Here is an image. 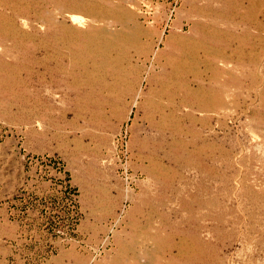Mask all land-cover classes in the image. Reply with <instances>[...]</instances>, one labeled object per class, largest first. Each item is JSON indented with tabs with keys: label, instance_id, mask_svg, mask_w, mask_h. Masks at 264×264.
<instances>
[{
	"label": "rangeland",
	"instance_id": "obj_1",
	"mask_svg": "<svg viewBox=\"0 0 264 264\" xmlns=\"http://www.w3.org/2000/svg\"><path fill=\"white\" fill-rule=\"evenodd\" d=\"M78 1L0 0V264H264V0Z\"/></svg>",
	"mask_w": 264,
	"mask_h": 264
},
{
	"label": "bare ground",
	"instance_id": "obj_2",
	"mask_svg": "<svg viewBox=\"0 0 264 264\" xmlns=\"http://www.w3.org/2000/svg\"><path fill=\"white\" fill-rule=\"evenodd\" d=\"M80 1V0H79ZM78 1V2H79ZM86 1V0H85ZM215 1V0H214ZM229 1V0H228ZM237 1V0H236ZM239 1V0H238ZM243 1V0H242ZM248 1V0H247ZM252 1V0H251ZM9 2V1H8ZM74 2V1H73ZM82 2H84V0L82 1ZM80 3L79 4V7H84V8H88V6L85 4V3ZM220 2V1H219ZM229 2H234L233 0L232 1H229ZM257 2V1H256ZM65 3V2H64ZM76 3V2H75ZM90 3V2H89ZM98 3V2H97ZM224 3V2H223ZM241 3V2H240ZM243 3H244V1H243ZM249 3H250V1H249ZM8 4V3H7ZM91 4V3H90ZM230 4V3H229ZM234 4V3H233ZM237 4V3H236ZM239 5V4H238ZM242 5V4H241ZM254 5V4H253ZM8 6V5H7ZM71 6V5H70ZM104 6V5H103ZM237 6V5H236ZM72 7H73V5H72ZM90 7V6H89ZM241 7V6H240ZM244 7V6H243ZM248 7V6H247ZM94 8H97V6L96 7H94ZM117 8V7H116ZM226 8V7H225ZM251 8V7H250ZM75 9V8H74ZM77 9V8H76ZM75 9V10H76ZM90 9L91 10H93V8L92 7H90ZM78 10V9H77ZM89 10V9H88ZM95 10V9H94ZM94 10H93V12H94ZM103 10V9H102ZM105 10V9H104ZM107 10V9H106ZM116 10V9H115ZM7 11V10H6ZM126 11V10H125ZM17 12V11H16ZM98 12V11H97ZM99 12H101V11H99ZM226 12V11H225ZM108 13V12H107ZM111 13V12H110ZM245 12H242V15L244 14ZM248 13V12H247ZM98 14V13H97ZM109 14V13H108ZM1 15V14H0ZM58 15V12H56L55 13V18H56V16ZM91 15V14H90ZM113 15H115V13L113 14ZM247 15V14H246ZM129 17V16H128ZM225 17V16H224ZM243 17H244V15H243ZM112 18V17H111ZM65 20V19H64ZM119 20H121V19H119ZM22 21L24 22L23 24H27V22H25V19H22ZM117 21V20H116ZM255 21H256V19H255ZM97 20H93V22H92V24H91V27H93L94 29H93V31L92 32H94V33H99V31H101V28H102V26H99V24H97ZM105 22V21H104ZM109 22V21H108ZM16 23L17 22H7V25H6V27L5 28H2L3 30H2V33H4V35H7V36H9V37H11V38H13V37H17V36H19V35H26V36H28L30 33L26 30V31H24L20 26L18 27L17 25H16ZM53 23V22H52ZM61 23V22H60ZM106 23V22H105ZM119 23V22H118ZM9 24V25H8ZM58 24H59V22H58ZM68 24V23H67ZM86 24V23H85ZM65 25V24H64ZM106 25H108V24H106ZM66 26V25H65ZM116 26V25H115ZM2 27V26H1ZM260 28V27H259ZM262 29V28H261ZM72 31H73V27H71V26H66L65 27V32L67 33V35H72L73 33H72ZM219 31V30H218ZM91 31H84V36L85 37H91V33H92ZM102 32V31H101ZM105 32V31H104ZM103 32V33H104ZM129 32V31H128ZM180 32V31H179ZM216 32V31H215ZM1 33V34H2ZM52 33V32H51ZM83 33V32H82ZM136 33H138V31L136 32ZM206 33V32H205ZM214 33V32H213ZM139 35L141 34V33H138ZM57 35V34H56ZM104 35V34H103ZM142 35V34H141ZM150 35V34H149ZM60 36V35H59ZM75 36V35H74ZM78 36V35H77ZM100 36H101V34H100ZM111 36V35H110ZM216 36V35H215ZM8 37V38H9ZM24 37V36H23ZM22 37V38H23ZM58 37V36H57ZM61 37V36H60ZM95 37V36H94ZM97 37V36H96ZM161 37V36H160ZM25 38V37H24ZM75 38H76V36H75ZM104 38V37H103ZM176 38H177V36H176ZM184 38V37H183ZM5 39H7V38H5ZM17 39H19L18 37H17ZM43 39V38H42ZM60 39V38H59ZM68 39V38H67ZM72 39H74L73 37H72ZM96 39V38H95ZM113 39V38H112ZM123 39V38H122ZM177 39H179V38H177ZM244 39V38H243ZM46 40V39H45ZM69 40V39H68ZM88 40H90V39H88ZM92 40V39H91ZM91 40H90V42H91ZM160 40H161V38H160ZM171 40H172V38L171 39H169L168 40V43H170L171 42ZM42 41V40H41ZM182 41H184V40H182ZM195 41V40H194ZM193 41V42H194ZM14 42V41H13ZM62 42V41H61ZM69 42V41H68ZM72 42V41H71ZM74 42V41H73ZM180 42V41H179ZM189 42H191V41H187V42H182V43H180V46H179V48H177V49H175V56H172L171 57V59L170 60H168V64H169V66L172 68L171 69V73L168 75V74H166V75H168L166 78H165V82H164V86L163 87H167V86H170V85H172V84H176V88H174V89H172V90H169L168 92H167V95L169 96L168 98L169 99H171L178 91H181L182 89L183 90H185L184 92H186V94L188 95V96H190V95H193V91H192V89H190V82H189V80H186L187 78H186V76H187V73H188V68H189V63H190V61H192L193 60V62L194 63H200V60L198 59V57H197V52H199V51H197V50H193V46H192V44H189ZM83 43V42H82ZM85 43V42H84ZM91 43H93V41L91 42ZM192 43V42H191ZM18 44V43H17ZM85 44H87V43H85ZM94 44V43H93ZM96 44V43H95ZM108 44V43H107ZM110 44V43H109ZM199 44V43H198ZM202 44V43H201ZM43 45H45V44H43ZM90 45V44H89ZM100 45V44H99ZM98 45V47H100ZM101 45H102V42H101ZM48 46V45H47ZM197 46H199V45H197ZM41 47V46H40ZM90 47H93V46H90ZM112 46H110V47H107V48H111ZM115 47H117V46H115ZM207 47V46H206ZM13 48V47H12ZM101 48V47H100ZM208 48V47H207ZM22 49V48H21ZM96 49V48H95ZM95 49H94V51H95ZM97 49H99V48H97ZM105 49H106V47H105ZM88 50V49H87ZM92 50H93V48H92ZM91 50V51H92ZM172 49H170V51H171ZM202 50V49H201ZM200 50V51H201ZM38 51V50H37ZM94 51H92V52H94ZM98 51H100V50H98ZM98 51H95L96 53L98 52ZM197 51V52H196ZM88 52V51H87ZM94 52V53H95ZM106 52V51H105ZM44 53V52H43ZM69 53V52H68ZM84 53V52H83ZM104 53V52H103ZM208 53V52H207ZM218 53V52H217ZM62 54V53H61ZM64 55H61V57H63ZM69 56V55H68ZM47 58H49V60H58L60 57H59V54H57L56 53V55H52V54H49V50L47 49ZM208 60V59H207ZM219 61H221L222 63H223V60L222 59H219ZM201 62H205V63H207L206 62V59H203V61H201ZM78 63V62H77ZM168 64H166V65H168ZM53 65H54V63H53ZM206 65V64H205ZM48 66V69H50V70H53V68H52V66H50V65H47ZM55 69V68H54ZM57 70V69H56ZM190 70V69H189ZM49 71V70H48ZM191 71H194V70H191ZM89 73V72H88ZM87 73V74H88ZM91 74V73H90ZM165 75V74H164ZM146 81V80H145ZM21 83V82H20ZM156 84V83H155ZM193 90H194V88H193ZM181 95V94H180ZM184 95V94H183ZM174 99V98H173ZM135 102V101H134ZM159 105V104H158ZM162 109V108H161ZM164 109V108H163ZM169 114V113H168ZM167 119V118H166ZM168 120H169V118H168ZM164 121V120H163ZM165 122H167V121H165ZM172 123V122H171Z\"/></svg>",
	"mask_w": 264,
	"mask_h": 264
}]
</instances>
